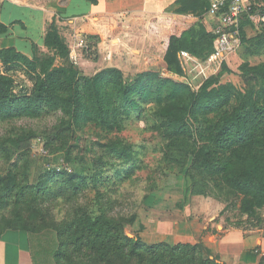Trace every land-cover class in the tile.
<instances>
[{
	"label": "trees",
	"instance_id": "obj_1",
	"mask_svg": "<svg viewBox=\"0 0 264 264\" xmlns=\"http://www.w3.org/2000/svg\"><path fill=\"white\" fill-rule=\"evenodd\" d=\"M29 1L49 8L51 0ZM57 1L63 6L70 2ZM87 1L98 4L100 0ZM178 4L176 15L154 16L148 23L150 36L164 37L159 69L145 70L132 82L117 67L86 76L74 64L68 66L71 51L56 18L44 39L48 55H37L36 45L34 55L14 46L0 48V63L7 71L21 67L33 83L31 89L18 93L14 76L0 71V123L61 111L67 116L58 129L61 136L72 133L82 124H92L112 133L122 131L128 121L143 118L146 105L152 102L157 119L154 129L161 134L164 150L179 152L185 158L191 156L187 175L192 192L217 195L226 190L238 198L240 215L260 225L264 221V62L242 63L239 86L222 81L229 70L226 62L198 90L165 75L164 72L183 74L181 50L203 59L214 50L216 35L204 21L209 1L178 0ZM250 13L264 14V0L254 1ZM255 22L262 29L248 39L245 28ZM8 30L9 26L0 19V34ZM240 35L251 54L264 49V22L260 19L252 21L249 13H245ZM60 59L63 62L58 64ZM31 139V135H22L11 141L16 149L24 150L29 149ZM107 146L118 160L130 156V151L121 144L114 142ZM6 151L0 143V153ZM72 154V149L67 147L65 160L73 161ZM173 158L184 167L185 160L177 155ZM61 161L57 157V163ZM14 165L5 173L0 172V219L11 198L16 205L5 228L0 221V241L7 230H22L31 235L39 230L25 223L24 211L29 209L24 206H29L30 218L38 219L43 211L36 203L45 196L76 198L91 183L100 181L98 173L93 174L90 168L69 172V168L57 165L47 173L50 185L44 187V180L39 183L20 180ZM134 166L127 170L126 178L134 175ZM136 219V216L116 217L104 209L98 213L83 211L50 226L54 231V250L49 253L52 252L55 264H227L204 243L149 244L138 234L128 235L126 225L134 224ZM34 255L38 262V256ZM260 264H264V257Z\"/></svg>",
	"mask_w": 264,
	"mask_h": 264
},
{
	"label": "rangeland",
	"instance_id": "obj_2",
	"mask_svg": "<svg viewBox=\"0 0 264 264\" xmlns=\"http://www.w3.org/2000/svg\"><path fill=\"white\" fill-rule=\"evenodd\" d=\"M245 1L247 4L258 2V0ZM114 26L115 23L106 17L99 18L96 22L85 18L77 20L75 24L67 19L62 21L59 29L71 51L66 64L68 66L74 64L82 75L93 76L115 65L122 55L128 58L137 55V50L134 49L131 53L123 42H119L118 38H125ZM261 29L262 26L256 22L254 25H248L245 28L246 37L250 39L257 36ZM163 38V36L154 37L148 42L143 40V44L146 43L143 60L136 63L135 68L130 66L125 70L127 81H134L145 70L159 69L160 59L164 54ZM117 46L124 47L125 54H121L119 49H116L109 57L108 51L111 52L110 49ZM33 52L34 55L35 50ZM36 54L44 57L49 51L45 46H37ZM228 58L229 63L226 65L229 70L224 73L222 81H232L239 86L241 73L239 66L247 61L252 64L264 62V49L253 55L248 51V44L243 43L233 53L231 59ZM61 62L63 61L60 59L58 64ZM0 71L9 72L14 76L16 92L31 89L33 83L25 69L14 67L11 71H7L6 67L0 66ZM164 74L187 82L182 75L174 72H164ZM146 107L147 112L143 118L128 121L122 131L112 133L92 124H82L72 133L66 132L61 136L58 129L67 117L61 111L40 118L24 117L0 123V143H3L7 150L0 153L1 173H5L8 167L16 164L14 170L19 174L20 180L30 183L44 180V187L50 185L47 173L57 165L69 168V172L90 168V172L98 173L100 176L98 183H91L90 187L76 198L54 199L45 196L36 203V207L43 211L39 213L41 215L38 219L30 218V208L24 206V209H29L24 211L25 223L40 230L34 231L35 233L31 235L33 253L39 258L41 256L51 258L52 254L50 255L49 252L54 250L52 243L54 231L50 226L71 219L83 211L98 213L99 210L104 209L116 217L136 216L134 224L126 225V233L131 236L144 232L145 224L149 225L150 220L168 221L170 225H174V231H181L179 222L202 220L208 209L212 210V214H217L216 217L227 219L228 225L255 224L240 215L238 198L226 190L218 192L217 195L192 192L191 180L187 175L192 161L191 156L185 158L184 154L181 155L179 152L164 150L161 134L154 129L157 121L156 106L151 102ZM22 135L32 136L29 149L18 150L12 144L11 140ZM114 142L130 151L127 159L118 160L111 153L107 144ZM67 147L73 152L72 159H74L71 162L65 160ZM174 155L182 161L185 160L184 167L173 158ZM57 157L62 159L60 163H57ZM133 165H136L134 175L126 178L127 170ZM9 201V206L3 210L0 219L4 228L8 218L13 217V210L16 209L14 198ZM218 221L219 219H216L213 222ZM145 233H149V230ZM46 263L50 264V261Z\"/></svg>",
	"mask_w": 264,
	"mask_h": 264
},
{
	"label": "crops",
	"instance_id": "obj_3",
	"mask_svg": "<svg viewBox=\"0 0 264 264\" xmlns=\"http://www.w3.org/2000/svg\"><path fill=\"white\" fill-rule=\"evenodd\" d=\"M49 6L48 8L36 5L29 0H0V19L9 26L7 33L0 34V48L14 46L33 55L35 45L45 46L44 39L54 18L59 25L66 19L75 24L77 20L85 18L96 22V19L106 17L123 33L122 37L125 39L118 38L119 42H123L131 53L134 49L138 51V54L131 58L120 56L116 64L111 65L125 74V70L130 66L135 68V64L143 60L146 44L143 42L154 38L148 34L151 18L176 15L180 5L178 0H100L98 4L87 0H70L68 5L63 6L57 0H51ZM116 49L125 54L126 49L117 46L112 47L111 52L108 51V56L110 57ZM232 56L233 54L230 59ZM0 66L5 67L2 63ZM216 215L208 209L202 220L181 221V231H174V225H170L168 221L150 220L139 236L149 244L204 243L220 261L227 264H260L264 255L255 250L264 252V221L260 225L233 226L226 224L227 219L218 218ZM243 218L248 219L246 215ZM216 219L219 221L213 222ZM147 230L149 233H145ZM31 238V234L26 231L7 230L0 241V264H48V261L55 264L52 252L49 253L51 258L41 256L36 258L38 262L35 261Z\"/></svg>",
	"mask_w": 264,
	"mask_h": 264
},
{
	"label": "built area",
	"instance_id": "obj_4",
	"mask_svg": "<svg viewBox=\"0 0 264 264\" xmlns=\"http://www.w3.org/2000/svg\"><path fill=\"white\" fill-rule=\"evenodd\" d=\"M208 1L209 8L204 21L212 27L216 35L214 50L205 59L188 50H181L179 53L182 76L195 90H198L205 80L219 73L223 63H228V57L241 47L240 24L245 13H249L252 21L260 19L264 22V14L250 13L251 4H247L245 0ZM255 251L264 255L259 249Z\"/></svg>",
	"mask_w": 264,
	"mask_h": 264
}]
</instances>
